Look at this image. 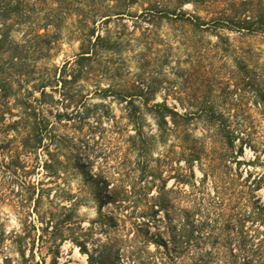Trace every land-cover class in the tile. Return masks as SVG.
<instances>
[{
	"label": "rangeland",
	"instance_id": "374dc122",
	"mask_svg": "<svg viewBox=\"0 0 264 264\" xmlns=\"http://www.w3.org/2000/svg\"><path fill=\"white\" fill-rule=\"evenodd\" d=\"M79 5L90 10L86 3ZM142 5L128 7L125 12L133 15L97 20L94 37L107 35L109 40L94 48L86 70L75 62L84 42L75 14L64 19L48 55L36 39L29 40L35 47L18 53L30 76L26 83L14 77L10 109L0 121V264H7L5 257L17 263L13 238L30 228L36 260L89 264L87 254L71 238L57 239L58 251L53 253L49 243L40 245L38 236L45 215L59 214L62 204L77 197L87 198L77 207V215L88 227L99 215L93 198L97 182L101 192L120 196L124 186H134L131 199L136 200L104 205L115 223L90 231L86 244L94 255L102 254L100 264H121L120 256L130 252L137 256V240L164 225L156 220L138 229L152 218L144 215L149 213L147 199L157 195L162 183L170 188L179 178L185 180V190L196 194L198 189L191 185L202 184V196L212 192L213 182L233 179L249 189L259 184L254 195L264 201V107L258 98V91H264V34L194 29L166 19L152 26L139 15ZM183 8L211 16V11L195 10L190 3ZM38 24L43 21L30 25ZM27 25L13 27L11 37L19 44L30 37L23 33ZM53 31L51 25L45 30ZM138 74L149 76L154 84L150 102L165 101L185 113V120H179L182 126L160 137L155 119L142 105L143 143L130 139L134 128L119 95ZM47 76L55 79L42 86L39 79ZM24 136L28 144L23 146ZM150 172L155 179L148 183L150 176L145 175ZM157 213L164 215L159 209ZM166 226L162 238L172 248L179 239V225L171 221ZM148 248L155 249L153 244Z\"/></svg>",
	"mask_w": 264,
	"mask_h": 264
},
{
	"label": "trees",
	"instance_id": "16d2710c",
	"mask_svg": "<svg viewBox=\"0 0 264 264\" xmlns=\"http://www.w3.org/2000/svg\"><path fill=\"white\" fill-rule=\"evenodd\" d=\"M103 0H0V121L6 110L10 109L9 97L13 94L14 77L20 82L29 80V72L22 69V60L18 53L37 44L44 46L45 52L54 48L55 42L60 37V28L64 19L71 14L78 16V22L82 30L80 35L83 41L80 53L75 62L82 69L88 68L87 60L97 45L109 40L107 35L94 37L97 20L107 21L111 16L123 14L133 15L129 6L132 3H144L139 15L146 22L166 19L172 22H181L191 25L194 29H218L226 28L235 31L261 32L264 34V3H253L251 0H110L111 5H104ZM87 4L88 10H82L79 4ZM195 5V10L201 9L211 13L209 18L202 17L199 13L184 10L186 4ZM221 3V4H220ZM220 5V6H219ZM39 8V9H38ZM43 8L46 10L43 11ZM126 11V12H125ZM40 14L42 16L40 17ZM42 20L33 28L30 24ZM24 34L33 36L26 39L22 44L17 43L11 37L15 25H24ZM40 25H42L40 27ZM48 25L53 26L52 33H46ZM90 25V26H89ZM93 25V26H92ZM87 27V28H83ZM40 29L44 31L40 32ZM214 31V30H213ZM217 36H219L217 34ZM64 64H68L65 62ZM63 64V65H64ZM15 69V70H14ZM11 70L16 71L12 72ZM23 71V72H22ZM54 76H47L45 80L40 78L42 86L51 83ZM121 99L125 101L126 117L133 124L134 133L130 135L133 143H143L145 133L142 130L143 105L145 111L155 119L160 137L170 134L177 127L182 126L179 120H185V113H179L174 107H170L165 101L150 102L149 95L155 92L154 84L149 76L138 74L129 82ZM258 98L264 107V91H258ZM171 121L172 125L168 124ZM156 136V135H155ZM28 136L22 138L23 146L28 144ZM36 139V138H35ZM40 141L39 137L36 144ZM150 176V183L154 180V174ZM144 176V177H145ZM89 183V182H88ZM185 180L176 179V184L166 188L165 184L157 190L155 197L147 199L149 213L144 212L148 218L138 226L139 230L147 223L159 221L163 226H157V232L146 231L143 237L135 245L136 254L130 252L121 257V264H264V201L254 195L259 184L249 189L243 183H235L233 179L223 182H213L212 192H204L203 185L190 184L198 192L185 190ZM99 182L93 186V198L96 201L98 217L89 221V226L84 228L82 220L77 215V207L87 200L75 198L68 204H62L59 214L49 212L43 218L45 225L42 226L38 236L41 244L49 243L48 250L55 253L58 251L57 239L71 238L79 246L80 251L87 254L89 264H100L103 261L102 254L94 255L89 251L86 244L88 234L94 229H105L114 224V217L104 212L103 207L107 203L133 202L134 186L122 190V196L116 192H108L98 188ZM202 185V188L200 187ZM95 190V191H94ZM86 199V200H85ZM38 203L39 198L35 199ZM157 205V207H155ZM129 206V205H127ZM158 209L164 212L163 217L157 216ZM152 219V220H150ZM154 221V222H153ZM171 221L178 222L179 239L170 248L162 238L164 227ZM156 224V223H155ZM32 227H35L32 224ZM162 227V228H161ZM85 229V230H84ZM30 230H24L23 234H15L13 242L16 245L19 259L15 264H44L41 260L33 258V246L36 239L32 238ZM66 231V232H65ZM179 242V243H178ZM153 244L154 250L148 247ZM29 247V253L26 249ZM162 249V250H161ZM55 251V252H54ZM140 251V253H138ZM100 252V251H99ZM7 264L12 259L5 257Z\"/></svg>",
	"mask_w": 264,
	"mask_h": 264
}]
</instances>
